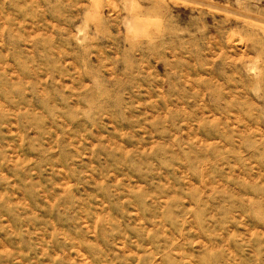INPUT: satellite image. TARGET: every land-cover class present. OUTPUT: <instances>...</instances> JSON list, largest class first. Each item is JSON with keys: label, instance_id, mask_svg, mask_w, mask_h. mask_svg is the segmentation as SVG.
<instances>
[{"label": "rangeland", "instance_id": "374dc122", "mask_svg": "<svg viewBox=\"0 0 264 264\" xmlns=\"http://www.w3.org/2000/svg\"><path fill=\"white\" fill-rule=\"evenodd\" d=\"M0 264H264V0H0Z\"/></svg>", "mask_w": 264, "mask_h": 264}]
</instances>
